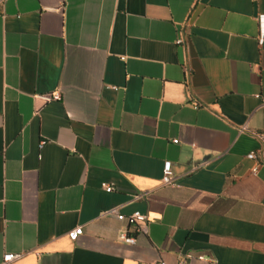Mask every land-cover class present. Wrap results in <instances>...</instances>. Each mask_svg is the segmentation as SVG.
<instances>
[{
    "label": "crops",
    "instance_id": "obj_1",
    "mask_svg": "<svg viewBox=\"0 0 264 264\" xmlns=\"http://www.w3.org/2000/svg\"><path fill=\"white\" fill-rule=\"evenodd\" d=\"M252 132L264 0H0V261L264 264Z\"/></svg>",
    "mask_w": 264,
    "mask_h": 264
},
{
    "label": "built area",
    "instance_id": "obj_2",
    "mask_svg": "<svg viewBox=\"0 0 264 264\" xmlns=\"http://www.w3.org/2000/svg\"><path fill=\"white\" fill-rule=\"evenodd\" d=\"M176 42L180 43V39L178 38ZM41 98L44 100H58L59 95L57 92H55L51 95H43L41 96ZM251 135H253L257 139L259 143V148L256 151L247 152L245 154V158H247L248 160L256 161V165L252 168V172H254L257 168V165L259 164L264 165V155H262V152L264 151V133L252 132ZM173 143H176V140H173ZM258 159L260 160L258 161ZM160 181L164 185H168V186L176 185V183L174 182V176H173L170 164L168 162H165L162 166ZM101 187L103 188L105 192H110L112 190V187L108 184H101ZM116 218L118 220H124L126 224L131 228V233L122 232L120 234V240H122L123 242L127 244H133L134 235L145 231L146 217L144 214L140 213L139 211H133L126 216L117 214ZM81 232H82L81 227L77 226L69 230L66 233V237L70 241H75L81 235ZM18 257H19V254H12V253L4 254L1 257L0 264H8L9 262L17 259ZM193 260L206 261L208 259L204 258L201 255L192 256L188 254V255H185L183 258H180L175 263H167L164 260H157L155 264H191Z\"/></svg>",
    "mask_w": 264,
    "mask_h": 264
}]
</instances>
